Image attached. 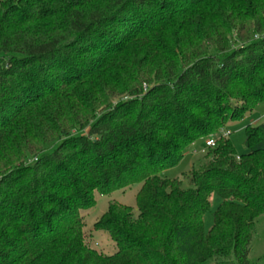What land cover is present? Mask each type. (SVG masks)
<instances>
[{
  "label": "trees",
  "instance_id": "obj_1",
  "mask_svg": "<svg viewBox=\"0 0 264 264\" xmlns=\"http://www.w3.org/2000/svg\"><path fill=\"white\" fill-rule=\"evenodd\" d=\"M263 100L264 0L0 1V264H250L264 124L161 173ZM136 183L90 247L80 211Z\"/></svg>",
  "mask_w": 264,
  "mask_h": 264
},
{
  "label": "rangeland",
  "instance_id": "obj_2",
  "mask_svg": "<svg viewBox=\"0 0 264 264\" xmlns=\"http://www.w3.org/2000/svg\"><path fill=\"white\" fill-rule=\"evenodd\" d=\"M4 1V0H0ZM242 103L240 102L239 105ZM257 126L264 124V100L260 102L252 111L247 112L243 119L237 121H229L222 127L216 135L212 137L199 139L185 149L184 157L174 167L169 168L161 173L163 178H179L184 186H189L187 175L192 166L198 162L210 146H207V141L211 138H216L221 131L231 130L230 139L239 155L247 152L245 145L246 127L247 125ZM142 183H136L130 187L116 190L110 194H101L95 191L96 203L90 208L82 209L81 215L84 221V233L87 244L95 248L98 252L104 254H112L117 251V245L110 237L109 233L104 230H96L94 224L108 210L110 203L118 202L131 206L138 213L136 202V194L140 190ZM221 199L218 196L213 197L211 210L205 214V228L208 231L213 223V213L220 204ZM255 232L251 241L250 252L248 259L250 264H264V215L257 218L255 222ZM208 264V263H206Z\"/></svg>",
  "mask_w": 264,
  "mask_h": 264
},
{
  "label": "built area",
  "instance_id": "obj_3",
  "mask_svg": "<svg viewBox=\"0 0 264 264\" xmlns=\"http://www.w3.org/2000/svg\"><path fill=\"white\" fill-rule=\"evenodd\" d=\"M231 133H232V131L231 130H222L221 131V134H218L217 136H216V138H211V139H209L208 141H207V146H214L215 144H216V141H217V139L220 137V136H223V137H228V136H230L231 135Z\"/></svg>",
  "mask_w": 264,
  "mask_h": 264
}]
</instances>
